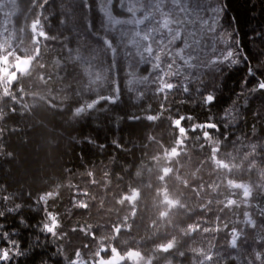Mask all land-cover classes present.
<instances>
[{
	"label": "trees",
	"instance_id": "trees-1",
	"mask_svg": "<svg viewBox=\"0 0 264 264\" xmlns=\"http://www.w3.org/2000/svg\"><path fill=\"white\" fill-rule=\"evenodd\" d=\"M173 1H142L163 9L137 52L100 0H16L8 31L33 69L8 90L0 77V264H95L101 245L150 264H264V0ZM165 13L208 18L234 56L155 66L174 57Z\"/></svg>",
	"mask_w": 264,
	"mask_h": 264
},
{
	"label": "rangeland",
	"instance_id": "rangeland-1",
	"mask_svg": "<svg viewBox=\"0 0 264 264\" xmlns=\"http://www.w3.org/2000/svg\"><path fill=\"white\" fill-rule=\"evenodd\" d=\"M143 0H121L120 8L125 10V17L123 19L115 18L112 14V2L113 0H100V10L105 19V26L107 32L113 34L116 29L124 28L122 38H128L127 43L129 45L135 46V51L139 52L140 50V41L149 42V27L148 23L151 22V19L158 15V11L160 12L163 8L158 7L157 10L144 8L141 5ZM165 1V0H164ZM176 2V4H175ZM174 5L177 4V0L173 1ZM210 5V4H209ZM166 5L164 4L163 7ZM214 8V9H212ZM171 9H173L171 7ZM181 11H183L181 9ZM219 13V6H211L206 9V13L213 15V12ZM18 15V11L16 9V0H0V77L2 87H5L7 90L9 88L14 87V85L19 81L20 76L15 74V69L17 63L24 59L27 61L29 67V73L33 69V64L30 60L33 59V56L30 57H21L18 52L24 51L23 42L19 39L15 38L14 33L8 30L12 29L13 19ZM201 17V15H198ZM204 22L198 25L197 20H193L189 16L187 19L183 20L179 19L177 22L171 21L168 15L165 13L161 17V29L165 31L166 37H168V41L171 40L174 42V48L172 49V56L170 58L169 54L162 56L159 60L155 62V66H158L160 63L166 66L175 65L176 68L179 67L176 71L185 72L186 70L191 73L194 69L195 64H201L199 68H203L204 63L208 62L210 65L212 63L223 62L227 58H232L235 54V50L231 47L232 41L229 37L228 40L223 37V33L216 35L214 29L216 28V23L213 25L214 27L207 26L209 19H203ZM200 19V20H201ZM11 21V22H9ZM207 22V23H206ZM3 23V24H2ZM2 24V25H1ZM147 27L145 29L147 35H144L140 29L143 27L142 25ZM153 26V25H152ZM189 26L188 31L190 34L182 35V28ZM212 29V30H211ZM33 32V38L36 40L41 36V30L38 28H31ZM160 30V29H159ZM160 32V31H158ZM161 36V34H158ZM165 37V38H166ZM10 38V41L8 40ZM130 40V41H129ZM9 41V42H8ZM234 45V44H233ZM227 47V48H226ZM9 48V50H8ZM39 50V47H37ZM145 54H151L150 47H146L143 50ZM198 54L202 55L201 57ZM145 60V59H143ZM30 61V62H29ZM178 64V65H177ZM167 67V66H166ZM185 67V68H184ZM198 68V69H199ZM28 73V74H29ZM26 74V75H28ZM197 74V73H196ZM191 75V74H190ZM158 77V76H157ZM159 80L161 87L159 91L164 92L167 89L173 87L174 85L171 83V73L169 77L165 76V74H159ZM193 77V76H192ZM191 77V78H192ZM97 80V76L94 77ZM190 78V79H191ZM134 80H138L133 76ZM136 84H139L140 81H135ZM175 154V153H174ZM52 198V195L43 197L42 199L47 202ZM235 199L230 200V203L233 204ZM77 201L81 204L84 203V199H77ZM56 219V218H55ZM53 217V221L55 220ZM56 221L54 222L55 225ZM54 225L50 222L46 224L44 228V234L49 236L53 233ZM73 264H86L85 260H83L80 256L73 258ZM150 264L149 261L142 258L135 252H130L127 255H122L120 258H117L111 250H109L106 246L101 245L97 253V259L95 264Z\"/></svg>",
	"mask_w": 264,
	"mask_h": 264
},
{
	"label": "water",
	"instance_id": "water-1",
	"mask_svg": "<svg viewBox=\"0 0 264 264\" xmlns=\"http://www.w3.org/2000/svg\"><path fill=\"white\" fill-rule=\"evenodd\" d=\"M29 72L28 64L26 63V60L22 59L20 60L15 69L16 75H26ZM115 256L118 258V254L114 252Z\"/></svg>",
	"mask_w": 264,
	"mask_h": 264
},
{
	"label": "snow or ice",
	"instance_id": "snow-or-ice-1",
	"mask_svg": "<svg viewBox=\"0 0 264 264\" xmlns=\"http://www.w3.org/2000/svg\"><path fill=\"white\" fill-rule=\"evenodd\" d=\"M260 88L264 89V83L260 84ZM209 103L214 102V97H208ZM4 258L7 259V253H4Z\"/></svg>",
	"mask_w": 264,
	"mask_h": 264
},
{
	"label": "bare ground",
	"instance_id": "bare-ground-1",
	"mask_svg": "<svg viewBox=\"0 0 264 264\" xmlns=\"http://www.w3.org/2000/svg\"><path fill=\"white\" fill-rule=\"evenodd\" d=\"M26 63H27V61H26ZM136 195H137V194H135L131 199L134 200L135 197H136ZM114 252H116V251H114ZM114 252H113V254H114ZM116 253H117V252H116ZM117 254H118V253H117ZM114 255H115V254H114ZM118 258H120L119 255H118Z\"/></svg>",
	"mask_w": 264,
	"mask_h": 264
}]
</instances>
